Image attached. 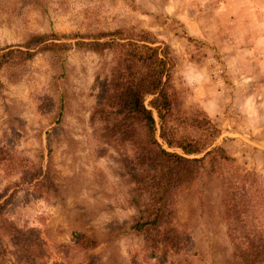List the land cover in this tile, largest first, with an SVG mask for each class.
Instances as JSON below:
<instances>
[{
  "label": "rangeland",
  "instance_id": "1",
  "mask_svg": "<svg viewBox=\"0 0 264 264\" xmlns=\"http://www.w3.org/2000/svg\"><path fill=\"white\" fill-rule=\"evenodd\" d=\"M113 32L133 34L127 39L139 44L135 38L149 33L153 47L170 49L182 111L205 112L220 130L216 145L264 185V0H0V52L22 48L33 34L65 36L50 42L72 45L0 69V147L17 160L49 163L65 191L60 204L14 185L19 176L0 167V203L8 217L21 229L39 230L49 246L50 259L41 264H83L78 233L94 228L104 237L111 225L136 213L118 151L94 117L115 58L111 50L85 45L106 42L108 37L96 38ZM150 100L145 105L159 123ZM193 191H185L177 209L194 229V264H225L231 246L224 223L217 216L201 219L200 210L209 209L198 207ZM208 195L209 203L220 205L217 189ZM257 216V226H264V213ZM110 240L99 264H133L143 246L132 234Z\"/></svg>",
  "mask_w": 264,
  "mask_h": 264
},
{
  "label": "trees",
  "instance_id": "2",
  "mask_svg": "<svg viewBox=\"0 0 264 264\" xmlns=\"http://www.w3.org/2000/svg\"><path fill=\"white\" fill-rule=\"evenodd\" d=\"M132 36L113 32L96 38L108 37L106 42L85 45L98 52L111 50L115 58L112 78L102 84L94 117L103 123L102 136L118 151L122 174L133 186L131 204L136 213L129 220L118 221L114 228L111 225L104 237L94 228L78 233L76 247L84 255L83 264L102 261L112 234L143 239L133 264H143L144 259H156L155 264H194V229L190 221L180 220L177 209L189 189L194 190L198 207L209 209L205 213L199 209L204 222L217 216L224 223L231 246L225 264H264V226H257L262 219L257 215L264 213L263 183L255 172L236 167V159L216 145L220 130L205 112L182 111L173 84L175 63L170 49L161 53L153 47L155 38L149 33L135 38L141 44L129 41ZM53 38L66 37L33 34L22 48L1 51L0 69L29 60L36 53H63L72 46L50 42ZM149 97L159 123L145 105ZM0 167L8 175L15 172L19 176L14 185H27L35 194L64 203L65 191L52 179L49 163L38 166L25 158L17 160L0 147ZM211 187L220 192L219 206L208 202ZM49 259V246L40 231L19 228L0 203V264H41Z\"/></svg>",
  "mask_w": 264,
  "mask_h": 264
}]
</instances>
